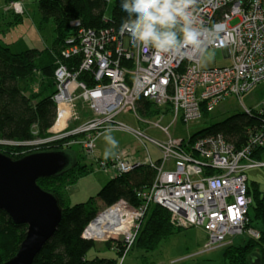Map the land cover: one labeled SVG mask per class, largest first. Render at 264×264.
I'll list each match as a JSON object with an SVG mask.
<instances>
[{
    "label": "built area",
    "instance_id": "obj_1",
    "mask_svg": "<svg viewBox=\"0 0 264 264\" xmlns=\"http://www.w3.org/2000/svg\"><path fill=\"white\" fill-rule=\"evenodd\" d=\"M192 12L200 25L213 34L208 49H222L230 60L228 65L203 68L202 59H189L183 54L160 55L152 48L136 45L127 34L114 29H81L80 43L67 49L66 55L83 54L80 70L93 76L94 87L80 81L65 65L56 70L54 99L58 113L53 129L67 128L68 121L77 114L74 108L80 99L87 102L92 115H85L88 117L73 132L84 134L88 153L94 152V141L104 129L116 128L134 131L140 141L153 142L160 152L156 161L150 154L144 162L132 161L124 154L96 160L99 167L114 170L115 174L143 164L152 167L156 174L151 186L138 192L140 205L120 199L104 207L86 226V239L121 241L129 247L153 204L169 210L178 225L203 228L207 250L227 246L237 237L261 236L250 221L253 200L247 171L264 166L254 156L256 149L264 147V124L251 133L241 148L221 134L206 135L190 143L173 137L170 124L160 125V116L152 122L136 110L138 100L145 98L161 109L160 113L171 112L172 122H190L199 119L203 110L211 111L228 95L240 97L264 81V0H196ZM123 57L132 62L130 67L121 63ZM63 106L69 108L64 118ZM130 108L141 122L159 127L167 138L156 139L123 122L108 126L113 123L111 117ZM105 218L113 220L107 230Z\"/></svg>",
    "mask_w": 264,
    "mask_h": 264
},
{
    "label": "trees",
    "instance_id": "obj_2",
    "mask_svg": "<svg viewBox=\"0 0 264 264\" xmlns=\"http://www.w3.org/2000/svg\"><path fill=\"white\" fill-rule=\"evenodd\" d=\"M11 1L14 0H6V3ZM38 5L42 20H53L55 23V38L51 47L28 48L15 52L0 37V151L13 159L38 151L53 150H64L74 156L69 149L71 145H68L70 138L32 143L53 135L51 129L56 123L58 113V105L54 99L58 84L56 70L65 65L78 75L80 81L94 87L93 76L80 70L83 54L67 56L66 51L80 43L81 29H114L118 32L121 20L126 16L121 8V0H39ZM75 22L79 25H74ZM121 63L129 67L132 64L124 57ZM39 76L42 80L39 89H36ZM44 79L48 81L45 82ZM137 105L144 116L151 114L149 110L158 111L157 113L162 111L145 98H140ZM203 112L209 114V111ZM86 117L88 116L84 119ZM263 124L264 107L260 110L251 109L250 112L236 113L196 132L188 142L193 143L206 135L221 134L228 142L241 148L248 143L251 133ZM66 143L69 148H62ZM263 151L264 147L256 149L254 156L260 159ZM74 158L75 165L63 174L38 179L41 187L59 198L64 215L54 236L36 256L33 264H119L117 258L124 251V243H106L107 248L116 251L115 257H89L88 253L96 247V242L84 238L83 232L102 210V205L107 207L120 199L128 200L133 206L140 205L142 199L138 197V192L151 186L156 172L149 165L143 164L129 172L116 173L99 190L96 198L68 205L67 188L93 169L81 163L75 156ZM68 174L71 178H62ZM62 179L64 184L59 185V180ZM49 187L54 188L49 190ZM249 192L253 200L250 221L260 230L261 236L259 239L245 237L242 242L234 241L227 245L223 255L229 264H252L254 257L264 264V191L254 182L249 184ZM27 230V225L16 224L0 208V264L16 254ZM179 231L182 228L173 221L170 211L153 204L142 221L134 247L146 252L154 251L164 239Z\"/></svg>",
    "mask_w": 264,
    "mask_h": 264
},
{
    "label": "rangeland",
    "instance_id": "obj_3",
    "mask_svg": "<svg viewBox=\"0 0 264 264\" xmlns=\"http://www.w3.org/2000/svg\"><path fill=\"white\" fill-rule=\"evenodd\" d=\"M39 0H14L6 3V0H0V37L4 42L10 44L13 51H21L28 48L44 49L51 47L55 38V23L53 20H42L41 12L38 5ZM112 5H110V8ZM20 17V18H18ZM16 21V23H13ZM236 23V21H233ZM75 25V24H74ZM213 53L211 60L202 59L203 68H210L214 66H224L230 63V60L225 57L222 49H208ZM39 75V74H38ZM40 77V76H39ZM38 77L36 89H39V84L42 78ZM45 82L48 79H44ZM50 81V79H49ZM57 92V91H56ZM81 94L78 90L77 95ZM264 107V81L256 84L250 90L242 94L228 95L223 98L209 114L202 113V116L194 121L183 122L182 120H175L172 122L173 116L170 113H157L149 110L151 114L144 116L136 107L137 113L143 118H149L152 122L160 120V125L167 126L170 124V133L177 139L189 138L196 132L203 130L212 124L222 121L231 115L245 111V108L260 110ZM74 108V107H73ZM74 115L67 123L65 130H58L57 128L51 130L53 134L47 139H37L34 143H45L52 139H66L70 138L68 145L64 144L62 148L70 149L74 156L83 164L92 167V171L82 176L77 182L67 188L66 196L68 205H73L80 202H87L92 197H97L99 190L111 179L115 174L114 170L105 171L99 167L97 159H104V151L109 145L104 140L103 133L95 139V149L93 153H88L85 150V142L87 141L84 134L73 132L81 125L85 115L91 114L87 102L83 100L78 101L74 108ZM138 114L133 108L127 109L124 112L111 117L115 125L119 122L126 123L134 130L143 129L148 135L156 139H166L167 136L159 127H154L152 124H144L138 118ZM104 123V122H103ZM106 124V123H104ZM103 124V125H104ZM96 125V124H95ZM96 126H99L98 124ZM103 127V126H100ZM108 128V127H105ZM73 132V134H71ZM111 135L119 142V146L114 150L116 154H124L128 158H136L145 161L150 154L154 161L160 157V152L153 142L147 141L146 144L138 139L134 131L116 128L111 129ZM40 141V142H39ZM47 142V143H48ZM39 145V144H38ZM24 147V146H22ZM143 161V162H144ZM260 161L264 162V151L261 155ZM249 184L257 182L264 191V166L252 168L247 171ZM71 178L64 176L62 178ZM64 180H59V185L64 184ZM52 190L54 187H49ZM105 206L102 205V209ZM182 231L164 239L158 248L154 251L146 252L142 249L134 247L135 240L128 246L123 248L124 251L118 255L119 264H229L224 258L223 250L226 246L207 250L205 242L207 241V234L205 230L198 226H183L180 225ZM261 234V232H260ZM245 237H237L235 242L239 243ZM96 247L89 251L88 256L96 255L105 257H115L116 251L107 248V242L112 240L95 241ZM120 243H123L120 241ZM115 244V243H114Z\"/></svg>",
    "mask_w": 264,
    "mask_h": 264
},
{
    "label": "water",
    "instance_id": "obj_4",
    "mask_svg": "<svg viewBox=\"0 0 264 264\" xmlns=\"http://www.w3.org/2000/svg\"><path fill=\"white\" fill-rule=\"evenodd\" d=\"M74 165V156L64 150L38 151L19 159L0 151V208L16 224L28 227L16 254L3 264H33L54 236L64 209L59 198L41 187L38 179L61 175ZM252 264L261 262L254 257Z\"/></svg>",
    "mask_w": 264,
    "mask_h": 264
},
{
    "label": "clouds",
    "instance_id": "obj_5",
    "mask_svg": "<svg viewBox=\"0 0 264 264\" xmlns=\"http://www.w3.org/2000/svg\"><path fill=\"white\" fill-rule=\"evenodd\" d=\"M195 3L196 0H121L126 16L121 20L120 33L160 55L183 54L189 59L211 60L213 53L208 44L213 34L193 15ZM103 136L109 145L103 154L107 160L115 155L119 142L111 129H106Z\"/></svg>",
    "mask_w": 264,
    "mask_h": 264
},
{
    "label": "bare ground",
    "instance_id": "obj_6",
    "mask_svg": "<svg viewBox=\"0 0 264 264\" xmlns=\"http://www.w3.org/2000/svg\"><path fill=\"white\" fill-rule=\"evenodd\" d=\"M68 111H69V108L67 107V106H63L62 107V112H63V117L62 118H64V117H66L67 115H68ZM61 124V123H60ZM56 128H58L57 126L55 127V129ZM118 216V214H116V215H114V218L113 219H115L116 217ZM105 219H107L105 222H107V225H105L104 227H105V229L107 230L108 229V227H110V225H111V223H112V219H110V218H105ZM103 222V221H102Z\"/></svg>",
    "mask_w": 264,
    "mask_h": 264
},
{
    "label": "crops",
    "instance_id": "obj_7",
    "mask_svg": "<svg viewBox=\"0 0 264 264\" xmlns=\"http://www.w3.org/2000/svg\"><path fill=\"white\" fill-rule=\"evenodd\" d=\"M132 161H144V159L143 160H141V159H139L138 158V156L136 157V158H131V157H129Z\"/></svg>",
    "mask_w": 264,
    "mask_h": 264
}]
</instances>
